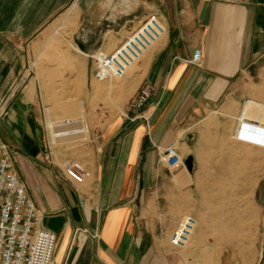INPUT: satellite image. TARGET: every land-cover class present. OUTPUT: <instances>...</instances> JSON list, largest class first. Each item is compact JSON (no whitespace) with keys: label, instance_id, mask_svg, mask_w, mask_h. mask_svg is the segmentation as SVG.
Listing matches in <instances>:
<instances>
[{"label":"crops","instance_id":"crops-1","mask_svg":"<svg viewBox=\"0 0 264 264\" xmlns=\"http://www.w3.org/2000/svg\"><path fill=\"white\" fill-rule=\"evenodd\" d=\"M152 15L165 32L145 60L136 94L144 84L154 93L139 112L126 107L102 128L87 116L88 141L76 157L92 176L74 185L64 174L73 156L64 147L47 154V128L27 75L35 41L61 19L88 67L89 58L116 51ZM196 49L200 65L191 63ZM262 57L264 0H0V101L13 93L0 141L42 227L57 236L55 263L241 264L237 250L202 231L189 248L169 239L182 217L196 212L190 139L197 117L227 99ZM177 145L178 153L191 150L183 159L193 158L192 170L159 162V148ZM255 195L264 215V191ZM260 236L252 264H264V225Z\"/></svg>","mask_w":264,"mask_h":264},{"label":"rangeland","instance_id":"rangeland-1","mask_svg":"<svg viewBox=\"0 0 264 264\" xmlns=\"http://www.w3.org/2000/svg\"><path fill=\"white\" fill-rule=\"evenodd\" d=\"M67 33L58 19L38 37L27 75L37 92L35 102L44 128L52 127V130L47 128L51 141L55 133V147H64L74 159L81 161L76 153L88 141L87 116L91 115L102 128L132 103L139 92L136 94L145 72V60L154 47L130 67L123 78L99 82L94 78L95 58L101 53L89 58L87 67V58L73 50L69 45L72 44L71 36ZM61 35L65 37L63 42ZM67 48L71 62L68 69L60 65ZM98 86L103 88L100 93ZM259 99L264 102V57L234 84L227 99L216 107L204 109L208 112L197 117L190 139L196 159V212L184 217L192 216L198 221L194 236L202 231L214 239L221 238L228 249L240 253L241 264H252L253 253L260 249V228L264 225L263 201L261 197L257 201L255 195L257 191H264V151L259 149V143L264 141L254 134L264 135V125L256 126L255 118L248 117ZM70 120L80 122L76 129L83 127V132L69 135L67 132L71 133L75 127H60ZM239 124L245 134L237 137ZM190 151L184 147L179 155L184 158ZM191 246L190 241L188 248Z\"/></svg>","mask_w":264,"mask_h":264},{"label":"built area","instance_id":"built-area-1","mask_svg":"<svg viewBox=\"0 0 264 264\" xmlns=\"http://www.w3.org/2000/svg\"><path fill=\"white\" fill-rule=\"evenodd\" d=\"M164 32L165 27L162 22L156 15H152L116 51L109 55L99 54L95 58L94 78L99 82L123 78L128 69L138 63L143 55L161 39ZM201 62V50L196 49L191 63L200 65ZM153 93L152 85H142L137 97L128 108L139 112ZM11 95L0 101V120L7 113ZM142 118L148 124V119L144 116ZM79 123L65 121L60 127H75V130L67 133L78 134L83 132V127L76 129ZM46 128L52 130L50 125ZM241 134L245 132L243 126L239 124L236 135L238 137ZM55 137L53 133V141H51L47 132L46 149L50 157L52 148L57 146ZM158 153L159 162L170 169L186 166V161L180 157L174 146L159 148ZM13 166L9 148L0 141V264H56L54 252L57 236L42 227L40 212L28 195L26 184L18 177ZM64 174L74 185L85 184L92 176L87 166L75 159L65 160ZM197 227L198 221L194 217H184L172 234L170 244L176 248L187 247Z\"/></svg>","mask_w":264,"mask_h":264},{"label":"bare ground","instance_id":"bare-ground-1","mask_svg":"<svg viewBox=\"0 0 264 264\" xmlns=\"http://www.w3.org/2000/svg\"><path fill=\"white\" fill-rule=\"evenodd\" d=\"M69 36H71L70 35V33L68 32L67 33ZM60 37V36H59ZM61 38H63V40H62V42L65 40L64 38V35H61ZM68 38V37H67ZM66 41H67V39H66ZM65 41V42H66ZM58 42V41H57ZM67 43V42H66ZM68 43H70V42H68ZM69 45H71L72 46V44H69ZM76 47V46H75ZM59 49V48H58ZM58 49H56L55 48V50H58ZM79 49V48H78ZM77 50V49H76ZM61 52V51H60ZM69 48H67V49H65L64 51H63V55H62V58H61V63H60V65H63V67H65V68H67V67H70L71 66V62L69 61V59H68V55H70L69 54ZM59 55V54H58ZM57 55V56H58ZM54 56V55H53ZM56 56V55H55ZM56 56V57H57ZM58 58H59V56H58ZM68 69V68H67ZM62 70L64 71V69L62 68ZM59 71V70H58ZM65 72V71H64ZM97 90L99 91V93L101 92V91H103V88L101 87V86H98L97 87ZM262 97H263V94H262ZM257 99H258V97H257ZM255 107H254V109L253 110H251V112L249 111H247L248 112V117L249 118H252V117H254L255 118V123L257 124L256 126H262V125H264V102L263 101H260V99H259V101L258 100H256V102H255V105H254ZM250 115V116H249ZM248 118V119H249ZM263 130V129H262ZM255 134V136H256V138H258V139H262V141H264V135H262V134H258V132L257 133H254ZM261 141V140H260ZM259 144H261L260 146H259V149L260 150H263L264 151V143H259ZM256 145V144H255ZM254 145V146H255ZM241 146V145H240ZM256 147V146H255ZM255 147H254V149H255ZM242 150V149H241ZM243 151V150H242ZM257 151V150H256ZM255 153V152H254ZM258 153V152H257ZM241 154V153H240ZM252 156H254V155H252ZM251 156V157H252ZM255 158H256V156H255ZM243 159H244V157H243ZM257 160V159H256ZM258 161V160H257ZM256 163V162H255ZM255 163H253V164H255ZM241 168V167H240ZM254 168V167H253Z\"/></svg>","mask_w":264,"mask_h":264},{"label":"water","instance_id":"water-1","mask_svg":"<svg viewBox=\"0 0 264 264\" xmlns=\"http://www.w3.org/2000/svg\"><path fill=\"white\" fill-rule=\"evenodd\" d=\"M186 167L188 168V170H192V168H193V158H190V159L187 160Z\"/></svg>","mask_w":264,"mask_h":264}]
</instances>
